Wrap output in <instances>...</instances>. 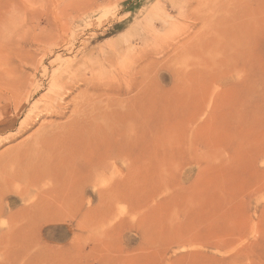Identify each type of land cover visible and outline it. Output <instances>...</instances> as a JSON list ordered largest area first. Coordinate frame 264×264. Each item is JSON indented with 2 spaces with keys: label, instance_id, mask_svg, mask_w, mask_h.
Listing matches in <instances>:
<instances>
[{
  "label": "rangeland",
  "instance_id": "1",
  "mask_svg": "<svg viewBox=\"0 0 264 264\" xmlns=\"http://www.w3.org/2000/svg\"><path fill=\"white\" fill-rule=\"evenodd\" d=\"M0 264H264V0H0Z\"/></svg>",
  "mask_w": 264,
  "mask_h": 264
}]
</instances>
